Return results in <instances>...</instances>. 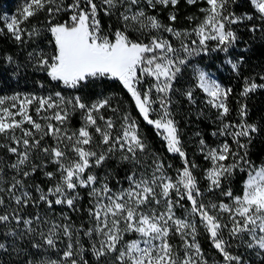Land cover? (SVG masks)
<instances>
[{"label": "snow or ice", "instance_id": "1", "mask_svg": "<svg viewBox=\"0 0 264 264\" xmlns=\"http://www.w3.org/2000/svg\"><path fill=\"white\" fill-rule=\"evenodd\" d=\"M179 3L22 0L15 14L0 15V35L30 47L24 63L4 56L14 75L31 68L72 90L0 97V149L8 157H0V252L15 254L20 264H89L86 252L96 264H209L198 240L206 235L222 264H245L234 247L264 256V162L250 155L261 126L248 122L244 103L229 119L233 88L196 61L223 54V63L240 76L244 57L232 54L242 43L241 52L247 50L242 29L264 39V0H204L202 16L187 17L193 26L186 29L173 26ZM169 9L166 24L159 13ZM41 13L43 21L25 27ZM44 33L50 47L41 46ZM104 81L119 84L135 116L114 95L87 102L80 94ZM257 89L264 83L244 77L239 95ZM198 92L215 110L211 136L218 140L210 144L195 134L203 168L188 155L174 108L177 94L195 106ZM76 114L80 123L73 127ZM141 120L179 157L175 175L152 150ZM111 161L124 170L123 182L108 168ZM37 173L46 185L36 182ZM57 206L84 211L87 219L76 224L63 211L57 217ZM60 243L59 259H37Z\"/></svg>", "mask_w": 264, "mask_h": 264}, {"label": "trees", "instance_id": "2", "mask_svg": "<svg viewBox=\"0 0 264 264\" xmlns=\"http://www.w3.org/2000/svg\"><path fill=\"white\" fill-rule=\"evenodd\" d=\"M22 0H0V15H11L15 14L17 9L20 7ZM206 4L204 0H199L195 5H188L186 0H180L175 11L177 14V20L174 22L173 26L178 29H186L192 27V23L189 22L187 17L197 16L201 17L202 14L199 12V8L205 7ZM245 9H237V11H242ZM165 10L159 13L160 18L164 23H171L168 21V12ZM46 18L44 13H41L38 17L32 18L30 22L25 25V27H31L32 25H38L41 21ZM107 27L109 21L107 17L103 18L102 21ZM198 22V21H197ZM2 27V25H0ZM242 41L247 42V50L241 52V48L244 47L242 43L240 47L233 51V59H238L241 55L244 57V63L240 69V76H237L232 72L230 66L223 63V54L213 53L210 56L197 57L196 61L205 68L207 71H212L219 82L225 87L233 88V94L229 97V106L232 109L229 119L237 118L236 113L239 108L240 103H244L248 108V122L256 123L261 126V132L256 135L250 146L251 158L257 162H264V89H257L255 93H250L247 98L241 97L239 92L242 87L243 78L250 77L256 80L257 83H264L260 80L261 76H264V39L260 38V34L257 33L253 35L246 30H241ZM49 38L47 33H44L41 37L42 47H50L47 44V39ZM35 47V45H31ZM29 48L22 49L20 46L16 45L15 42L8 35H0V97L12 96L14 94H47L49 91H63L66 95L70 94L72 90L63 89L61 86H57L55 82H50L48 77L39 72H33L31 68L27 70H21L19 74L13 73L14 65H8L4 63V56L6 54H12L18 62L24 63L26 61L27 52ZM183 83V81H182ZM44 84V88L40 85ZM180 87V85H177ZM84 96L87 102L97 99L101 94L103 95H114L117 99L124 102V107L133 113L135 116L134 106L131 104V100L128 95L123 91L118 83L112 81H104L97 83L94 87L85 89L84 92L80 93ZM174 99L177 101L174 105L176 111V119L179 121L180 128L182 130V139L185 141L186 150L188 155L201 165V168L207 166V162L203 160V157L197 150V141L199 137L195 134L197 132L206 139L210 144L218 142L217 138L211 136V132L215 130L216 124L213 123L215 120V110L208 108L204 103V96L202 93H197V104L195 106L190 105L177 94ZM203 110L204 115H199L200 110ZM111 113H109L110 115ZM34 115V113H33ZM72 126L78 127L80 123V116L76 114L72 119ZM141 130L145 137L148 139L152 146V150L160 155L166 163L172 164V169L169 171L170 175H175V169L181 167V161L178 156H173L166 151L163 141L155 134V131L151 126L146 125L142 120ZM3 139L0 138V143H3ZM0 157L7 159L4 150L0 149ZM54 166L49 165L48 170H52ZM108 168L115 172L118 179L123 182V177L125 172L116 161L109 162ZM198 176L201 175L200 169L196 170ZM240 179V178H238ZM37 183L46 185L47 181L42 174L37 173L35 176ZM115 184V180H113ZM202 187L203 182H202ZM233 187L239 191V183L233 185ZM82 195L85 199L81 202L83 208H87L88 201L86 193L82 190ZM37 209L28 208L26 212L34 213ZM43 214L44 209H40ZM63 211L71 216L72 221L76 224L86 220V212H72L66 207L57 206L54 209V214L58 217L59 213ZM2 231V230H0ZM201 247L209 261V264H215V262H220L222 264V257L218 251L212 246L211 242L207 239L206 235H201L198 237ZM178 242V241H177ZM85 247H87V242H85ZM64 248V243H60L57 249L47 250L43 253V257L49 259H59L60 254H62ZM35 251V250H33ZM233 253H239L242 255L245 264H261L264 260V256L257 255L255 251L245 250L244 248H233ZM84 259L88 260L89 264H96L95 257L91 255L90 252H86ZM0 264H20V258L15 254H7L0 252Z\"/></svg>", "mask_w": 264, "mask_h": 264}, {"label": "rangeland", "instance_id": "3", "mask_svg": "<svg viewBox=\"0 0 264 264\" xmlns=\"http://www.w3.org/2000/svg\"><path fill=\"white\" fill-rule=\"evenodd\" d=\"M201 66V65H200ZM202 67V66H201ZM213 75H214V77H216L217 78V76L212 72V71H210Z\"/></svg>", "mask_w": 264, "mask_h": 264}]
</instances>
